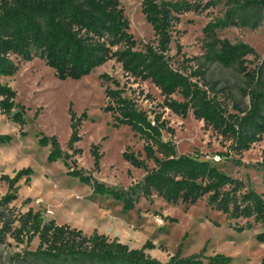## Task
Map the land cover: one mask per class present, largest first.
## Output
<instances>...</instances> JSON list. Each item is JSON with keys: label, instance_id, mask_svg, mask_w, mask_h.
Returning <instances> with one entry per match:
<instances>
[{"label": "trees", "instance_id": "1", "mask_svg": "<svg viewBox=\"0 0 264 264\" xmlns=\"http://www.w3.org/2000/svg\"><path fill=\"white\" fill-rule=\"evenodd\" d=\"M223 3L222 18L212 20L204 29V63L190 74L174 68L170 57L174 27L187 13H203ZM142 13L154 31L155 40L139 50L130 33V21L120 0H0V111L22 128L26 124L25 107L16 103L17 93L3 77L13 76L19 69L14 58L32 61L42 59L60 81H78L95 69L116 59L124 73L142 82H151L164 97L163 107L175 115L186 118L192 111L196 120L206 128L229 141V150L242 155L264 137V62L250 69L248 57L255 56L254 48L244 42L232 43L219 38L217 31L231 27L257 29L264 23V0H143ZM200 60V58L198 59ZM218 63L235 68L244 76L242 93L249 98L247 109L234 105L238 113H230L218 98L216 86L206 78V67ZM196 78V80H195ZM112 82L107 87L108 100L103 109L112 114L114 126H127L144 140L145 159L128 147L123 159L132 167L146 172L144 179L128 189H115L98 182L93 174L67 161L82 154L76 145L82 140L80 127L88 119L84 112L77 116L70 108L71 136L66 154L56 136L39 140L50 146L48 160H66L69 174L81 182L93 185L96 193L107 194L123 202L124 212L133 210L141 197L154 195L170 205H194L208 196V205L226 215L229 220H253L239 231L251 230L253 225H264V195L253 189L246 190L244 181L220 171L208 161L189 155H177L176 147L163 137V132L174 134V129L161 114L154 120L139 109L128 97L120 83L108 74L101 76ZM182 96L183 101L174 98ZM15 108L19 110L16 111ZM24 137L26 133L20 132ZM11 135L0 134V146L10 145ZM99 146L93 145L91 154L94 171H100ZM230 157V153L224 155ZM148 161L155 165L150 169ZM264 169V161L259 163ZM34 171L24 168L14 177L0 174V183L8 185V192L0 200V243L7 235L18 244L29 246L39 238L35 250L17 253L14 264H230L232 258L224 254L205 256L206 247L199 253L182 257L180 253L163 263L147 253L155 248L146 242L141 248H130L117 238L94 232L85 234L68 224L55 220L45 221L40 211L30 208L25 213L14 214L8 206L18 199L20 182H31ZM30 202V199L26 201ZM264 244V231L256 235Z\"/></svg>", "mask_w": 264, "mask_h": 264}, {"label": "rangeland", "instance_id": "2", "mask_svg": "<svg viewBox=\"0 0 264 264\" xmlns=\"http://www.w3.org/2000/svg\"><path fill=\"white\" fill-rule=\"evenodd\" d=\"M120 1L130 21V33L138 49L143 50L147 43L155 40L153 28L142 13L143 0ZM224 11L223 3H219L206 12H191L180 17V23L172 32L169 52L174 68L190 74L202 66L204 29L212 20L222 18ZM217 34L221 39L244 42L254 48L257 57L247 58L248 68L253 69L264 62V23L257 29L231 27L219 30ZM14 60L19 65L18 71L11 77H3L1 82L17 93L16 103L25 107L26 124L22 128L0 111V134L13 136L10 146H0V174L14 177L17 171L30 167L34 175L29 184L25 179L20 182L18 199L8 206V210L18 214L33 208L42 213L45 221L68 224L87 235L94 232L105 234L130 248H141L151 241L155 248L147 253L163 263L177 253L185 257L206 247L205 256L224 254L232 258L230 264H264V244L256 240V235L264 231V225L254 224L251 230H237L253 220H229L208 205V196L194 205H170L156 195L149 199L141 197L133 210L124 212L122 201L96 193L93 185L71 176L66 160L50 162V146L39 144L43 135L56 136L64 153L72 154L68 149L72 132L69 110L72 108L77 116L86 112L88 119L80 127L82 140L76 145L82 149V154L67 161L69 165L73 166L72 161H77V167L115 189H128L144 179L146 172L132 167L122 156L130 147L145 159L144 140L127 126L116 128L112 114L103 110L108 103L106 88H115L112 82L101 79L103 74L117 80L124 96L146 111L151 120L156 114L163 116L168 126L174 129V134L164 131L163 137L175 145L177 155L208 161L227 175L244 181L246 190L253 189L263 195L264 169L259 163L264 161V137L262 142L242 155L231 152L230 142L206 128L203 121L196 120L192 111L182 118L164 108L161 91L149 81L127 76L116 59L78 81L58 80L39 57L28 62L20 57ZM206 78L211 86H216L218 98L230 113H238L234 105L243 110L248 108L249 98L242 93L244 76L235 68L211 64L206 67ZM174 98L183 101L179 94ZM21 131L26 133L24 137ZM93 145L99 146L102 155L99 172L94 171ZM226 153H230V157L226 158ZM218 156L221 157L219 162L216 161ZM148 166L150 169L155 167L152 161H148ZM7 192L8 185L1 182L0 200ZM28 199L30 202L27 203ZM38 244V237L27 246L26 243L18 244L7 235L0 243V264H14L17 253L35 250Z\"/></svg>", "mask_w": 264, "mask_h": 264}, {"label": "built area", "instance_id": "3", "mask_svg": "<svg viewBox=\"0 0 264 264\" xmlns=\"http://www.w3.org/2000/svg\"><path fill=\"white\" fill-rule=\"evenodd\" d=\"M220 160H221V157L218 156V157L216 158V161L219 162Z\"/></svg>", "mask_w": 264, "mask_h": 264}, {"label": "crops", "instance_id": "4", "mask_svg": "<svg viewBox=\"0 0 264 264\" xmlns=\"http://www.w3.org/2000/svg\"><path fill=\"white\" fill-rule=\"evenodd\" d=\"M6 146H10V145H6Z\"/></svg>", "mask_w": 264, "mask_h": 264}]
</instances>
